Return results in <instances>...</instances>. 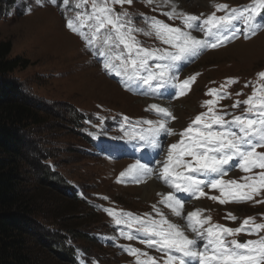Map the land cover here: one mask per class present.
Returning <instances> with one entry per match:
<instances>
[{"label": "rangeland", "instance_id": "1", "mask_svg": "<svg viewBox=\"0 0 264 264\" xmlns=\"http://www.w3.org/2000/svg\"><path fill=\"white\" fill-rule=\"evenodd\" d=\"M3 1L0 0V39L11 41L10 56L22 59L27 65L23 69H17L12 77L27 87L32 92V95L30 94L32 100L48 113L46 122L31 129L25 137L26 158L33 159L30 164L26 163L29 179L33 183L48 185L49 179L39 168V159L36 157L47 151L44 155H47V158L48 155L51 156L48 163L77 189L80 198L75 205L62 199V191L58 185H50L53 188L50 187L51 191L58 190L59 195L50 197L48 203L53 207L64 205L71 210V220L67 221V225L76 228L74 229L76 240L71 243L77 248L82 264H136V257L125 251L122 245L141 249L149 256L157 258L158 264H163L159 259L162 253L148 249L146 244H141L139 240H127L119 235V226L114 224V218L105 211L110 209L117 213H150L151 217L159 219L153 210V205H156L170 220L184 223L182 219L172 216L170 209L159 203L162 197L157 195L158 193H155L153 200H144L143 194L140 193L142 182L136 183L128 176H120V173L125 172L136 160L148 163L149 167H157L159 161L163 159L162 150L134 147L138 142L128 143L114 137L124 135L121 131L124 117L128 118L130 124L146 127L137 122L157 119L154 111L147 110L149 105L159 104L166 107L162 102L166 103L169 100L174 104L177 101L181 102L182 107L187 108L185 109L187 112L181 115H176V112L169 108L176 117L175 120L169 121V126H172L177 135H162L161 141L165 145L177 143L181 139L178 133L188 128L197 115L207 111V107L202 105L206 100L213 99L207 94L209 90L220 89L229 78H235L238 82L227 86L226 90L230 96L221 100L216 108L218 111L235 115L243 114L245 106L241 104L239 108L233 109V103L237 100L244 101L251 96L253 85L257 88L264 85V80L258 76V73L264 72V29L249 39H245L241 34L239 39L215 49H208L194 61L182 64L179 72L180 81L199 74L196 75L190 90L185 95L178 96L174 95L176 90L169 87L161 89L162 95L156 97L140 94L146 91V87L133 86L135 90L129 91L120 82L119 77L104 70L100 59L86 48L82 38L66 27L67 18L75 15V10L70 6L75 0H70L69 6H65L61 0H58L56 5L51 4L50 0L39 2L13 0L12 3H9L12 0ZM198 1L200 0H186L185 8L178 0V8L189 14L203 13L207 16L216 12L215 4H228L230 8H240L252 3V0H202L206 4L204 6L197 3ZM115 7L117 11L120 10L119 5ZM153 7L146 6L142 0H133L132 5H124L131 13L155 16L172 26H180V20H170L162 14L168 10L167 8L154 11ZM4 11L6 13H3ZM216 15H224V12H216ZM133 19L137 26L145 27L139 15H135ZM193 34L203 37L202 33ZM136 38L144 47H166L155 36L138 33ZM121 91L128 93L130 98L125 97ZM237 93L242 94L236 95ZM133 98L139 99L140 103ZM73 107L86 117L84 127L77 132L70 121ZM97 116L104 118L102 125ZM226 119H231V116H227ZM85 135L93 139V144L85 139ZM142 151H145L144 155ZM257 152H264V147L257 148ZM185 159L191 160V157ZM259 171L261 170L254 169L245 173L235 168L223 179L236 180L237 183L243 184L245 181H241L242 177L252 176ZM153 176L156 177L155 173ZM157 181L165 191L168 189L167 192L159 193L166 194L172 191L163 181L159 179ZM204 191L207 195L198 199H190L187 193H175L184 202L185 214L203 209L202 216H210L211 224L232 228L239 227L243 219L249 217H254L256 223H264V203L257 202L264 200V190H261L259 195H254L251 201L224 205L209 199L210 196H219V189L205 188ZM228 213L235 215L237 220L227 219ZM50 221L46 217L42 219L45 225ZM58 222L50 225L56 229ZM88 234L91 235L93 242L88 239ZM261 235H264V232H261ZM94 236H97L99 241L94 240ZM239 236L248 240L258 238L244 233L234 238L237 239ZM49 239L52 242L58 240L59 234L55 233ZM52 257L53 264H69L68 256L65 254ZM48 259L52 260L51 257Z\"/></svg>", "mask_w": 264, "mask_h": 264}, {"label": "snow or ice", "instance_id": "2", "mask_svg": "<svg viewBox=\"0 0 264 264\" xmlns=\"http://www.w3.org/2000/svg\"><path fill=\"white\" fill-rule=\"evenodd\" d=\"M61 2L70 5V0ZM142 2L146 6L153 5L154 11L167 8L162 14L170 20H180V26H172L155 16L129 12L124 5H132L133 0H75L70 5L75 15L66 20V27L82 38L86 48L100 59L106 72L119 77L129 91L146 87V91L140 93L142 95L159 97L161 89L169 87L176 90L174 95H185L199 74L180 81L182 64L194 61L208 49L239 39L241 34L249 39L264 29V19H261L264 17V0H252L251 4L240 8L215 4L216 12H224L220 16L216 12L207 16L186 13L179 10L178 0ZM50 3L56 5L58 0H50ZM116 5L120 6L119 11ZM135 15L142 18L145 27L137 26L133 19ZM138 33L155 36L166 47H144L136 38ZM193 33H202L203 37ZM258 76L264 80V72ZM237 82L235 78H229L220 89L209 90L207 94L213 99L202 105L207 111L197 115L188 128L178 133L181 139L177 143L164 145L160 139L162 135L177 133L169 126V121L176 117L168 107L159 104H151L147 109L156 113V120L137 122L146 125L137 127L124 117V126L121 127L124 135L114 137L128 143L138 142L134 147L162 149L164 158L157 167L136 160L120 176H128L133 182L140 183L144 177L155 173L156 178L172 190L166 194L158 193L162 197L159 203L184 223L170 220L156 205L153 210L159 219L150 214L141 218L132 213L105 211L114 218L116 226H121L119 235L127 240H139L148 249L162 253L159 259L163 264H264V235H261L264 223H256L254 217H249L235 228L211 224L210 216H202L203 209L185 214L184 202L175 195L183 192L189 194L190 199H198L207 195L205 188L219 189L220 195L209 199L224 205L251 201L254 195L264 190V152H257V148L264 147V85L258 88L253 85L251 96L233 103V109L241 104L245 106L241 115L216 108L221 100L230 96L227 86ZM229 115L231 119H226ZM97 119L102 125L104 118L97 116ZM185 157H191V160ZM235 168L245 173L254 169L261 171L242 177L243 184L236 180L225 181L223 177ZM257 202L264 203V200ZM226 218L237 220L231 213ZM241 233L258 238L245 241L234 238ZM121 247L136 257V264H158L157 258L141 249Z\"/></svg>", "mask_w": 264, "mask_h": 264}, {"label": "trees", "instance_id": "3", "mask_svg": "<svg viewBox=\"0 0 264 264\" xmlns=\"http://www.w3.org/2000/svg\"><path fill=\"white\" fill-rule=\"evenodd\" d=\"M11 51L12 42L0 39V264H53L52 256L63 254L68 256L69 264H82L77 248L71 243L76 240V228L67 225L71 210L48 203L50 197L59 195L58 190L51 191V186L58 185L62 199L75 205L80 198L77 189L48 163L51 159L50 155L48 158L44 155L47 151L36 157L39 168L49 179L48 185L29 179L26 163L30 164L33 159L26 158L25 137L31 129L46 122L48 113L32 100V92L12 77L17 69L27 65L20 58H12ZM70 118L76 132L81 131L85 115L73 107ZM85 139L93 144L88 135ZM132 214L145 217V214ZM45 217L51 224L59 220L56 229L42 222ZM55 233L59 234V239L52 242L49 237ZM88 237L93 242L90 234ZM50 257L52 260L48 259Z\"/></svg>", "mask_w": 264, "mask_h": 264}, {"label": "bare ground", "instance_id": "4", "mask_svg": "<svg viewBox=\"0 0 264 264\" xmlns=\"http://www.w3.org/2000/svg\"><path fill=\"white\" fill-rule=\"evenodd\" d=\"M185 8H187V5H186V0H179ZM210 1V0H209ZM197 3H200V4H204V6H206L205 2L200 0L198 1ZM183 11V10H182ZM256 39V38H255ZM254 41V40H252ZM240 43L238 42V45ZM235 46V45H234ZM223 50V49H222ZM212 55V54H211ZM115 88V87H113ZM122 94H124L125 97L127 98H130L129 94L128 93H124L123 91H121ZM135 100H137L138 103H140L139 99H136V98H133ZM146 101V100H145ZM159 101V100H158ZM163 101V100H162ZM166 101V100H165ZM144 102V101H143ZM178 102V101H177ZM174 104V103H171V101L167 100L166 103L162 102V104H164L166 107L174 110L176 112V115H181L182 113L184 112H187L185 111V109L187 108H183L182 105L183 103H177ZM152 103V102H151ZM161 103V102H160ZM164 107V106H163ZM187 107V106H186ZM183 123V122H182ZM179 124V123H178ZM172 127V126H171ZM177 138V137H176ZM161 139V137H160ZM176 140V139H175ZM170 144V143H169ZM165 145V144H164ZM162 150V149H161ZM142 154L144 155L145 154V151H142ZM144 158V157H143ZM142 158V159H143ZM164 158V157H163ZM153 160V159H152ZM157 162V160H156ZM160 162V161H159ZM144 163V162H142ZM148 164V163H147ZM156 164V163H155ZM150 165V164H149ZM153 166V165H152ZM154 174V173H153ZM233 174V173H232ZM141 184V182H140ZM141 188H140V193L143 194V198L144 200H153L154 196H155V193H159V192H167V190L165 191V189L160 185V183L157 181L156 177H154L153 175L150 176V177H144L143 178V182L141 184ZM158 195V194H157ZM200 202V201H199ZM176 220V219H175Z\"/></svg>", "mask_w": 264, "mask_h": 264}]
</instances>
